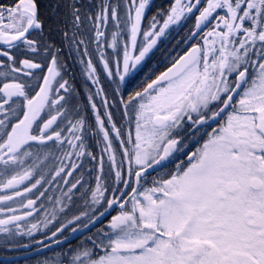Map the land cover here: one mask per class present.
I'll list each match as a JSON object with an SVG mask.
<instances>
[{"label":"snow or ice","instance_id":"snow-or-ice-1","mask_svg":"<svg viewBox=\"0 0 264 264\" xmlns=\"http://www.w3.org/2000/svg\"><path fill=\"white\" fill-rule=\"evenodd\" d=\"M33 244L59 249L37 264H264V0H0V249Z\"/></svg>","mask_w":264,"mask_h":264},{"label":"flooded vegetation","instance_id":"flooded-vegetation-1","mask_svg":"<svg viewBox=\"0 0 264 264\" xmlns=\"http://www.w3.org/2000/svg\"><path fill=\"white\" fill-rule=\"evenodd\" d=\"M183 37V36H182ZM178 39V37L170 36L169 41H162L159 44V47L153 50L145 61L142 62V67L139 71L135 73L133 77L129 78L127 83V89L129 86H132L134 83L144 84L147 82V78H149L153 72H155L153 79L161 72H163L172 61V58L182 51V48L186 45L178 47V42L182 41L184 38ZM164 40V39H163ZM152 70V71H151ZM184 133H181V136H184ZM194 150V148H193ZM177 156H181L183 159H187V157H183L182 153H177ZM179 162L175 158H171L169 160H165L162 164L153 171H150V175L152 177L164 176L167 172L174 170L175 164ZM81 206H83V202L81 201ZM113 215L116 213L113 212ZM110 219V217H109ZM106 223V221H105ZM96 227H101V225H97ZM95 228L92 229L91 232L84 230L83 232H77L69 236L72 244H77L80 240H83L86 236L91 235L92 232H95ZM21 244L29 243L31 241L28 237H17ZM36 239H43L42 235H37ZM66 245H60L59 248H65ZM59 249L57 246L53 245L50 248L41 249L37 245H32L29 248L24 247H13L11 251H7L4 249H0V264H37L38 261L43 260L45 256L51 257L55 252ZM8 257L9 259H4Z\"/></svg>","mask_w":264,"mask_h":264},{"label":"rangeland","instance_id":"rangeland-1","mask_svg":"<svg viewBox=\"0 0 264 264\" xmlns=\"http://www.w3.org/2000/svg\"><path fill=\"white\" fill-rule=\"evenodd\" d=\"M192 23H194V20L188 22L187 24H182V25H180V26H176V25H172V26H170V28H169L168 30H166V35H165V37H162V38L160 39V41L158 42L157 46H156L153 50H155L156 48L159 47L160 42H162V41H165V42L169 41V37L172 36V35L175 36V37H178V39H180L182 36L185 37V35L187 34L189 28H191ZM183 37H182V38H183ZM163 39H164V40H163ZM161 40H162V41H161ZM151 71H152V70H151ZM154 74H155V72H153L152 75H151L149 78H147L148 80H147L146 83L150 82V80L153 79ZM155 75H156V74H155ZM146 83H144V84L134 83L133 86H135V84H136V85L138 84V86H139L138 89H141L143 86H145ZM129 87H130V88H129ZM129 87H128V89H127V93H132L131 91H132L133 88H132V86H129Z\"/></svg>","mask_w":264,"mask_h":264},{"label":"trees","instance_id":"trees-1","mask_svg":"<svg viewBox=\"0 0 264 264\" xmlns=\"http://www.w3.org/2000/svg\"><path fill=\"white\" fill-rule=\"evenodd\" d=\"M154 2L157 5H159L163 2V0H154ZM154 13H155V10L152 13H149V16L153 15ZM67 63L69 65V73H68L69 78H71L73 73H75V77H76L74 81H70V82L75 83L77 89L81 92L82 98H83V93L86 92V89L83 88L84 79L80 73V66L76 64L72 59H68ZM132 88H133L131 91L132 93L135 92L136 90H139L138 84L137 85L135 84V86L132 85Z\"/></svg>","mask_w":264,"mask_h":264},{"label":"water","instance_id":"water-1","mask_svg":"<svg viewBox=\"0 0 264 264\" xmlns=\"http://www.w3.org/2000/svg\"><path fill=\"white\" fill-rule=\"evenodd\" d=\"M165 70H166V69H165ZM165 70H164V71H165ZM157 167H158V166H157ZM150 171H152V170H150Z\"/></svg>","mask_w":264,"mask_h":264}]
</instances>
